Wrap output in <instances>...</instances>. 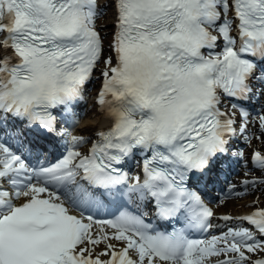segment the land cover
<instances>
[{
    "label": "snow or ice",
    "instance_id": "6c2138e0",
    "mask_svg": "<svg viewBox=\"0 0 264 264\" xmlns=\"http://www.w3.org/2000/svg\"><path fill=\"white\" fill-rule=\"evenodd\" d=\"M108 7L110 54L98 25ZM96 78L112 123L92 140L70 129ZM250 100L264 101V0H0V128L11 117L66 144L55 162H33L0 135V264H264V207L213 224L189 185L218 157L243 158L230 145L250 142L252 123L264 135V104L231 102ZM251 163L264 170V153ZM101 197L124 206L95 219Z\"/></svg>",
    "mask_w": 264,
    "mask_h": 264
},
{
    "label": "bare ground",
    "instance_id": "6f19581e",
    "mask_svg": "<svg viewBox=\"0 0 264 264\" xmlns=\"http://www.w3.org/2000/svg\"><path fill=\"white\" fill-rule=\"evenodd\" d=\"M101 2L103 3L105 2V0H101ZM105 11L107 15L106 17L98 21V25H106L104 39L105 45L107 47L113 32L112 21L114 9L112 7H108L105 9ZM97 75L99 74L97 73ZM94 83L96 86L94 89L89 90L91 92V95L89 96V100L86 101L85 109L87 110V115L82 118L79 126L76 127L72 132L74 135L83 134L88 137L91 136L95 130L106 129L112 123L111 119L108 118L105 113L100 110V106L96 103L97 94L101 89L102 81L98 78L94 81ZM262 104H264V102H262ZM249 128L251 129V140L247 147L245 149H242L246 159V166L238 169L239 171H241L240 175L233 173L229 176V184L241 185L243 183L244 177L250 178V180H264V170H250L252 168L250 149H258L259 151L264 149V135H261L258 123H252ZM258 136L260 137V139H256V137ZM89 145L90 143L87 144L86 147H88ZM83 148L84 145L80 148V150H82ZM243 188L245 189V192L241 196L221 198L216 204L217 212L219 211L230 213L232 214V216H241V213L251 208L264 206V183L256 185L255 190H252L251 188L246 189V187ZM221 200L223 201V203H221ZM256 201H258V203L254 204V202ZM217 212L216 215H218ZM96 227H94V230Z\"/></svg>",
    "mask_w": 264,
    "mask_h": 264
},
{
    "label": "rangeland",
    "instance_id": "374dc122",
    "mask_svg": "<svg viewBox=\"0 0 264 264\" xmlns=\"http://www.w3.org/2000/svg\"><path fill=\"white\" fill-rule=\"evenodd\" d=\"M106 54H108V53H106ZM248 143H249V142H247V145H248Z\"/></svg>",
    "mask_w": 264,
    "mask_h": 264
}]
</instances>
